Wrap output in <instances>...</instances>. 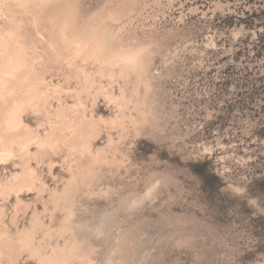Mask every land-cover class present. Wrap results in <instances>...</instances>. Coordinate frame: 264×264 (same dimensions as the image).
Returning <instances> with one entry per match:
<instances>
[{
  "label": "rangeland",
  "instance_id": "rangeland-1",
  "mask_svg": "<svg viewBox=\"0 0 264 264\" xmlns=\"http://www.w3.org/2000/svg\"><path fill=\"white\" fill-rule=\"evenodd\" d=\"M0 264H264V0H0Z\"/></svg>",
  "mask_w": 264,
  "mask_h": 264
},
{
  "label": "trees",
  "instance_id": "trees-1",
  "mask_svg": "<svg viewBox=\"0 0 264 264\" xmlns=\"http://www.w3.org/2000/svg\"><path fill=\"white\" fill-rule=\"evenodd\" d=\"M195 173H196L197 175H199L200 177L203 175L202 172H199V171H195Z\"/></svg>",
  "mask_w": 264,
  "mask_h": 264
}]
</instances>
